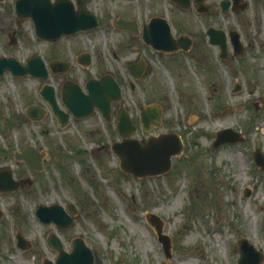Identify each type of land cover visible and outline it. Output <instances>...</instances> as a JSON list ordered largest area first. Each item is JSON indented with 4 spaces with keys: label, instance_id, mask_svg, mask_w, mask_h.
<instances>
[{
    "label": "rangeland",
    "instance_id": "obj_1",
    "mask_svg": "<svg viewBox=\"0 0 264 264\" xmlns=\"http://www.w3.org/2000/svg\"><path fill=\"white\" fill-rule=\"evenodd\" d=\"M220 1L212 0V18L202 15L200 24L226 30V59L220 58L218 45L197 43L195 54L184 56L178 70L155 59L148 78L140 81V91L132 97L129 87L127 90L132 108L137 107L135 101L164 105V121L157 130L172 128L182 134L185 150L174 156L171 169L137 178L124 172L113 155L66 151V170L50 169L54 177L45 196L42 188L37 189L41 195L36 193V197L0 194L4 212L0 218V264H36L43 255L57 256L45 246L52 230L60 234L68 249L73 238L84 237L97 264H238L241 237L264 253V169L256 166L252 157L257 148L264 152V0H245L246 8L227 14ZM14 16L0 4V55L25 62L34 53L47 54L48 45L33 39L29 24L16 44L9 42L5 33L16 29L10 23ZM230 30L241 33L244 50L240 54L234 52ZM105 36L101 32L84 48L97 49L98 62L107 68L116 61L113 44ZM237 83L241 89L234 91ZM39 87L30 76L7 72L0 77V126L13 133L5 135L3 147L27 131L25 126L5 121H16L30 104L39 102ZM44 118L43 138L52 140L53 145L65 141L91 148V135L85 131L71 141L63 136L61 140L52 117ZM26 127L39 133L36 125ZM226 127L241 131L245 139L212 148L215 133ZM37 199L65 206L74 203L78 208L74 224L59 230L54 224L40 222L34 211ZM16 204L24 211L19 216L11 212ZM150 212L164 220L162 231L170 237L171 256L166 255L155 227L146 219ZM18 231L37 242L32 251L16 246Z\"/></svg>",
    "mask_w": 264,
    "mask_h": 264
},
{
    "label": "flooded vegetation",
    "instance_id": "obj_2",
    "mask_svg": "<svg viewBox=\"0 0 264 264\" xmlns=\"http://www.w3.org/2000/svg\"><path fill=\"white\" fill-rule=\"evenodd\" d=\"M59 1L66 8L71 4L73 11L66 15L70 20L85 22L91 25L90 28L62 34L55 39H46L37 33L34 18L16 14L17 0L0 1L8 11H13L15 14L11 17L10 23L15 24L16 29L5 33V36L9 34L11 44H16L24 36L25 24H29L33 28V39L48 45L47 54L37 53L42 56L48 70L46 80L33 77L40 83L38 90L40 101L32 103L37 109L28 114L26 108L25 115L20 116L16 121H5L8 124L16 122L20 127L25 126L27 131H21L17 134L16 141H8L7 147H3L5 135H13V133L3 131L7 127L0 126V172L9 171L15 180L22 181L17 190L0 191L2 195H21L27 198L28 195L34 194L36 197V193L41 195L37 189L42 188L44 190L42 194L45 196L49 191V181L54 177L50 169L66 170L64 154L66 151H71L70 149L75 150V155L88 151L96 156L107 153L117 157L120 165V158L112 149L115 142L124 138L142 141L151 135L174 131L172 128L157 130L159 126L148 127V121L143 123L142 109L154 102L141 103L132 99L137 103V107L134 108H139L136 110L130 106L127 90L129 87L132 97L140 91V81L148 78L155 59L165 61L168 66L178 70L185 61L184 56L195 54L193 49L197 43L209 41L207 30L213 25L205 27L206 29L204 26L202 28L200 17L207 15L212 18L211 14L215 6L212 0H202V4L199 0H33V4L35 10H40L41 7L51 10ZM239 6L246 8L247 2L241 0ZM101 32L106 34V41L113 44L112 56L116 61L114 66L107 68L104 62H98L100 55L97 54V49L84 48L85 43L97 39ZM148 35L151 39L159 41L170 39L177 46L170 50L156 47L148 42ZM187 45L189 49L186 50L183 47ZM101 54L105 56L106 52ZM136 63L145 65L143 77L140 79H136L133 72ZM106 75L111 76L113 82L117 84L121 92L120 96L109 92L103 100L108 101V106L104 104L100 106L92 101L91 107L87 109L85 103L78 100L83 94L91 95L88 83L101 80ZM46 85L51 86L57 109L42 95L41 91ZM68 100L77 103L76 111L68 105ZM158 104L161 106L163 116L164 105ZM41 111L43 114H40ZM124 114L128 115L130 124L122 129L120 122L125 117ZM46 116L52 117L54 130L61 133L58 135L61 140L66 137L71 141L83 130L91 135L93 141L91 148H81L75 143L67 145L65 141L53 145L52 140L47 141L43 138L46 128H41V122ZM163 121L161 117V123ZM28 125L39 127V133L34 130L28 131L26 127ZM122 131L125 133L122 134ZM179 134L182 136L181 133ZM183 141L185 145L184 138ZM56 202L47 199L38 201L34 210L36 217L38 218L36 209L40 204ZM16 205L20 215L23 214L21 204ZM47 238L48 235L45 246L49 247ZM28 239L30 241L26 242L31 247L27 251H32L37 246V242ZM15 243L18 246L17 242ZM54 251L58 254L56 250ZM44 256H41L36 264H43L46 258ZM47 258L55 260L56 256Z\"/></svg>",
    "mask_w": 264,
    "mask_h": 264
},
{
    "label": "water",
    "instance_id": "obj_3",
    "mask_svg": "<svg viewBox=\"0 0 264 264\" xmlns=\"http://www.w3.org/2000/svg\"><path fill=\"white\" fill-rule=\"evenodd\" d=\"M238 1V0H236ZM224 11L228 10L229 1H222ZM71 4L69 8H66L62 2H57L51 10L47 7H41L40 10H35L33 0H17L16 12L18 15L31 16L36 21L37 33L47 39H55L63 33H72L79 29H85L91 25L85 22H77L70 20L66 15L72 12ZM211 42L219 44L221 48L220 56L225 59L227 57V38L226 33L223 30L209 28ZM232 42L236 54L243 51V44L240 41V34L237 31L231 32ZM148 42L152 43L156 47H162L164 49H172L177 46L174 41L170 39L166 40H154L148 35ZM179 44H181L179 42ZM188 48V45L185 46ZM143 65L133 68L135 76L140 77L143 74ZM6 70L12 71L15 75L31 74L34 76H47V69L44 65V61L40 56H32L28 59L26 64H21L15 57L0 56V75H3ZM88 88L91 95H84L78 101L84 102L87 109L91 107L93 103L102 106L103 104L108 106V101L105 100L107 93L112 92L115 96H120V89L108 75L104 76L101 80H93L88 83ZM241 86L237 84L234 90H239ZM42 93L44 97L52 103L55 109L54 94L51 87L46 86ZM68 105L76 111L78 109L77 103L71 100L67 101ZM34 105L28 108L29 114L35 111ZM148 113V114H147ZM41 114V112H40ZM124 118L120 122V126L123 129L128 126V115L124 114ZM142 117L145 122L148 120V126L151 122L158 124L160 121V108L156 105H150L147 109L142 111ZM125 132L122 131V134ZM244 139V136L240 131L234 130L231 127L219 130L216 133V138L212 143V148H217L221 144L226 142H239ZM114 151L119 155L121 159V167L128 173L134 174L136 177H145L148 175H156L167 172L172 165V157L179 155L183 150V143L178 134L176 133H164L160 136H150L148 141L143 140L140 142L137 139H123L121 142H115L113 144ZM253 157L256 164L264 168V153L260 149L253 151ZM20 182L15 181L9 171H3L0 173V189L1 190H14L19 187ZM250 192L247 191L246 195ZM70 212H67L64 207L58 203L51 205H40L37 209V213L41 220L45 223L54 222L59 228H67L73 224V215L76 214L77 208L74 204L69 205ZM13 211L18 214L17 209ZM2 212L0 211V216ZM147 219L155 225L159 234V239L163 243V247L166 254L170 256L171 242L168 235L162 233L163 220L155 213L150 212L147 214ZM18 243L23 247H26L24 237L21 233H18ZM48 243L51 247H54L59 251V255L55 262L51 260H45L44 264H94V253L90 246H88L82 237H76L73 240V249L66 251L64 244L58 234L51 232ZM239 251L241 256L239 258L240 264H260L264 260V254L256 249V247L248 241L247 238H241L238 241Z\"/></svg>",
    "mask_w": 264,
    "mask_h": 264
},
{
    "label": "bare ground",
    "instance_id": "obj_4",
    "mask_svg": "<svg viewBox=\"0 0 264 264\" xmlns=\"http://www.w3.org/2000/svg\"><path fill=\"white\" fill-rule=\"evenodd\" d=\"M193 118H194V116H193Z\"/></svg>",
    "mask_w": 264,
    "mask_h": 264
}]
</instances>
